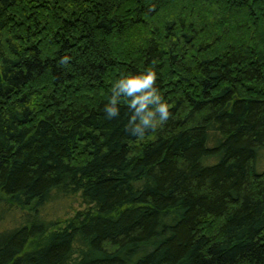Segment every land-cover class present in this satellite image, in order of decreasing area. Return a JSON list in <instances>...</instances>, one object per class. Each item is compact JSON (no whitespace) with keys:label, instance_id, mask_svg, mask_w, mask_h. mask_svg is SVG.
Here are the masks:
<instances>
[{"label":"trees","instance_id":"trees-1","mask_svg":"<svg viewBox=\"0 0 264 264\" xmlns=\"http://www.w3.org/2000/svg\"><path fill=\"white\" fill-rule=\"evenodd\" d=\"M0 264H264V0H0Z\"/></svg>","mask_w":264,"mask_h":264},{"label":"clouds","instance_id":"clouds-1","mask_svg":"<svg viewBox=\"0 0 264 264\" xmlns=\"http://www.w3.org/2000/svg\"><path fill=\"white\" fill-rule=\"evenodd\" d=\"M69 57H62L60 64L66 65ZM157 74L148 71L140 75H130L119 79L112 88L110 101L104 107L106 118L119 115V102L128 98L132 116L126 125V131L143 139L147 132L162 127L171 117L170 107L164 102L156 85Z\"/></svg>","mask_w":264,"mask_h":264},{"label":"rangeland","instance_id":"rangeland-1","mask_svg":"<svg viewBox=\"0 0 264 264\" xmlns=\"http://www.w3.org/2000/svg\"><path fill=\"white\" fill-rule=\"evenodd\" d=\"M85 206V204H83L80 200H74L71 204V206L67 207V208H63V204H61V199H55L50 201L46 207L43 208L44 213H50V215H58V214H63V216H68V215H72L75 213V211L78 208H83ZM5 213V212H4ZM11 212L9 211L7 213V215H9ZM6 214V213H5ZM6 222L10 223L11 220L9 216L6 217L4 216ZM10 219V220H9ZM9 220V221H8ZM2 226V225H1Z\"/></svg>","mask_w":264,"mask_h":264}]
</instances>
